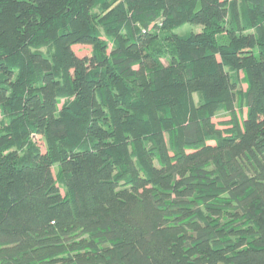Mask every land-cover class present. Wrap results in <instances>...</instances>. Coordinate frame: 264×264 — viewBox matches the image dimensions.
<instances>
[{
  "label": "trees",
  "instance_id": "obj_1",
  "mask_svg": "<svg viewBox=\"0 0 264 264\" xmlns=\"http://www.w3.org/2000/svg\"><path fill=\"white\" fill-rule=\"evenodd\" d=\"M0 116V264H264V0H0Z\"/></svg>",
  "mask_w": 264,
  "mask_h": 264
},
{
  "label": "rangeland",
  "instance_id": "obj_2",
  "mask_svg": "<svg viewBox=\"0 0 264 264\" xmlns=\"http://www.w3.org/2000/svg\"><path fill=\"white\" fill-rule=\"evenodd\" d=\"M201 29H202V25H200V24L188 23V24H185L182 27H180L179 32H187V31L197 32V31H200ZM74 49L77 52V54H79L81 56H90V54H91V46H89V45L77 44L74 46ZM244 87H246V85H244ZM222 120H223L222 117L215 119V121L218 123ZM37 139H39V138H37ZM39 142L42 145L43 149L45 150L43 142L40 139H39Z\"/></svg>",
  "mask_w": 264,
  "mask_h": 264
}]
</instances>
